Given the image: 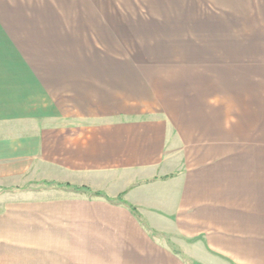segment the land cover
Here are the masks:
<instances>
[{"label": "crops", "instance_id": "crops-1", "mask_svg": "<svg viewBox=\"0 0 264 264\" xmlns=\"http://www.w3.org/2000/svg\"><path fill=\"white\" fill-rule=\"evenodd\" d=\"M0 264H264V0H0Z\"/></svg>", "mask_w": 264, "mask_h": 264}, {"label": "trees", "instance_id": "trees-1", "mask_svg": "<svg viewBox=\"0 0 264 264\" xmlns=\"http://www.w3.org/2000/svg\"><path fill=\"white\" fill-rule=\"evenodd\" d=\"M56 186H61V185H58V184H57ZM66 186H68V185H66ZM72 189H73L74 191L88 193V194H89L90 196H92V197H103V198L107 199L109 202H115V200H113V199L107 197V196L104 195L103 193H101V192H94V191H91L90 189L85 188V187H72ZM117 201L123 203L121 197H119V198L117 199ZM126 205H127V204H126ZM127 207H128V208L131 210V212H132L136 217H138V219H139V216H138V213H137L136 208L133 207V206H131V205H127ZM140 223H141V225H142L144 228H146L148 231H150L152 234H154V231H152L144 221L140 220Z\"/></svg>", "mask_w": 264, "mask_h": 264}]
</instances>
